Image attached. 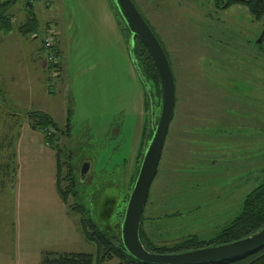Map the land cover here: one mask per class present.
<instances>
[{"label": "rangeland", "instance_id": "1", "mask_svg": "<svg viewBox=\"0 0 264 264\" xmlns=\"http://www.w3.org/2000/svg\"><path fill=\"white\" fill-rule=\"evenodd\" d=\"M216 1L134 0L167 52L175 76L172 120L143 210L146 220L153 219L154 229L149 222L145 228L158 245L189 237L210 240L264 182V131L253 128V115L264 107L233 87L235 79H259L264 93V65L257 76V66L246 57L256 46L264 51V37L256 44L264 34V16L255 20L241 5L219 9ZM26 2L17 0L9 8L12 31L0 37V90H11L4 98L0 94V225L11 223L14 173L11 165L7 170L4 165L10 163L15 136L27 125V113H47L65 131L67 108L70 135L60 136L59 147L64 156L72 155L69 163L77 174L83 162H90L77 198L68 197L67 205H82L100 223L104 197L118 199L119 208L125 209L122 198L129 194V181L142 161L143 131L152 129L129 52L131 38L122 37L111 0H53L48 7V0H29L37 29L23 37L18 29L27 20ZM48 31L60 50L56 48L62 88L56 87L60 79H50L48 69L43 76L40 69L46 61L41 37ZM35 33L38 39L32 37ZM219 68L230 76L224 99L216 86L222 85ZM19 87L24 96L13 97L12 90ZM159 111L156 107V120ZM63 161L68 160L62 156ZM61 171L63 178L67 169ZM69 212L80 231V215ZM108 224L113 226L112 220ZM73 250L94 253L95 246L85 242Z\"/></svg>", "mask_w": 264, "mask_h": 264}, {"label": "trees", "instance_id": "2", "mask_svg": "<svg viewBox=\"0 0 264 264\" xmlns=\"http://www.w3.org/2000/svg\"><path fill=\"white\" fill-rule=\"evenodd\" d=\"M14 3L15 0H3L2 2L0 1V36L2 33L10 32L12 29L11 21L9 16L7 15V11ZM27 4V20L25 24L18 29L19 33L23 37H26L27 34H30L37 29L36 19L34 17V13L32 12L30 2ZM233 5H241L245 7L248 13L255 20H259L264 16V0H217L215 4V6L219 9H227ZM115 15L118 19V25L120 32L122 33V37L125 39L129 35L128 30L126 29L117 12ZM162 48L168 58L167 52L165 51L163 46ZM132 55L144 81L143 82L138 77L140 84L144 90V110H150L148 91H150L151 95L153 96L156 107L159 108L162 98L160 80L150 55L148 54L145 47L137 39H135ZM56 67L58 69V73H60L59 65H56ZM57 78L59 79L60 77L58 76ZM26 118L27 124L30 129L35 132H40L44 136L45 143L54 151L57 167L58 194L63 203L66 205L68 211L77 212L80 215L79 225L81 235L87 242L93 244L96 248L95 256L91 254L57 255L53 253L43 252L41 254L40 264H93V262L94 264H103L111 260H117V264H139L126 253L117 233L124 213V208H119L120 206L118 205V199L115 200L114 198L112 199L106 197H104L103 200L101 199L99 207V216H101V218L99 219H101L103 223V219H107L106 223L102 224L103 226L101 225L102 222L98 223L97 219V221L94 220L91 217L89 211H86L82 205L78 204V206L72 207H69L67 205L68 197H73L75 199L77 198L79 186L82 182L79 178V175L76 173L74 166L69 163V159L72 155L68 154L67 156H64L63 149L60 148L58 144L60 136L69 137L70 135V110L68 109L66 115L65 131H62L47 113L40 111L30 112L27 113ZM150 137L151 131L146 128L142 134V140L138 154L139 158L143 157V153L147 146V141H149ZM10 153L11 156L10 158H8L10 160V163H5L4 168H6L7 170L11 165V172L12 174L14 173L12 181H14L15 166L13 165L15 163L16 157L15 149L13 148V152ZM62 156L68 161L61 162ZM64 167L67 169V171L65 176L61 178V170H63ZM139 167L140 165L136 166V171H134V173L132 174V179L129 181V191H131L133 187ZM64 181L67 183V187L63 188L62 182ZM128 197L129 194L126 193V196H123L122 198V204H126ZM143 216L144 215H142V220L139 228V236L144 248L151 253L177 254L206 247L233 243L235 241L243 240L253 235L264 227V182L259 184L245 197L242 202V207L239 214L226 225H224L218 231V233L208 241L199 240L197 237H189L172 245L155 244L149 237L145 228V222H149L148 226L150 227V229H154L150 225L153 219L148 218L146 220ZM111 220L113 222V226H110L108 224ZM219 264H264V248L256 252H252L251 254L239 257L237 259Z\"/></svg>", "mask_w": 264, "mask_h": 264}, {"label": "crops", "instance_id": "3", "mask_svg": "<svg viewBox=\"0 0 264 264\" xmlns=\"http://www.w3.org/2000/svg\"><path fill=\"white\" fill-rule=\"evenodd\" d=\"M48 1L50 3L47 2L46 7L51 5L53 0ZM27 3L29 0L25 5V19ZM30 5L33 11L31 2ZM7 15L12 25L9 9ZM34 17L36 19L35 13ZM8 33H2L0 37ZM56 48L60 54L58 44ZM58 63L60 83L56 87L62 88L60 87L63 84L62 67L59 59ZM40 69L42 75H46L45 60ZM46 85L49 89L47 81ZM12 91L13 97H21L25 94L21 87ZM10 92L11 90H0V94H3L2 98ZM67 111L68 108L66 115ZM14 149L15 177L11 186L14 191V206L11 211V223L0 225L2 230L0 264H40L43 252L57 255L91 254L95 256L96 248L94 253L73 250L77 246H84L87 241L81 235L73 216L58 194L55 153L45 143L44 136L40 132L32 131L28 124L23 125L20 133L15 136ZM115 261L117 264L118 261Z\"/></svg>", "mask_w": 264, "mask_h": 264}, {"label": "water", "instance_id": "4", "mask_svg": "<svg viewBox=\"0 0 264 264\" xmlns=\"http://www.w3.org/2000/svg\"><path fill=\"white\" fill-rule=\"evenodd\" d=\"M111 1L128 30V38H131L132 44L129 52L137 76L143 81L132 55L135 39L140 41L150 55L160 80L162 92L159 116L156 120L155 101L150 91H148L152 122L151 137L147 141V146L117 231L124 250L139 264H219L264 248V227L243 240L183 253L156 254L148 252L144 248L139 236V228L149 189L156 176L168 127L172 120L175 103V82L169 60L160 42L137 10L133 1ZM263 35L258 43L261 42ZM89 173L90 162H83L79 169L80 180L82 181Z\"/></svg>", "mask_w": 264, "mask_h": 264}, {"label": "flooded vegetation", "instance_id": "5", "mask_svg": "<svg viewBox=\"0 0 264 264\" xmlns=\"http://www.w3.org/2000/svg\"><path fill=\"white\" fill-rule=\"evenodd\" d=\"M132 1L134 3V0H132ZM263 37H264V35H263ZM263 37H262V39H263ZM262 39H261L260 43H258L259 39H257L256 44L261 45ZM256 48H257L256 50H249L247 52L246 57L248 59H250L252 62H254V64L257 66V69L254 70L253 73L255 75L259 76L258 72H259L260 64L264 65V62L260 61V55L264 54V51H262L261 48H259L258 46H256ZM217 75L221 76L220 80L222 82V85H216V86L221 91V92H219V96L222 99H224V96H228V88L231 87L230 78H229L230 76L228 75V72L225 69H221V68L218 69ZM248 76H249V74H248ZM261 85L262 84L260 83L259 79H256L253 82H251V81H249V79L246 78L245 80L235 79V83H234L233 87H234L235 93L238 90H242L244 92V94H243L244 98L248 99V97L246 96V94H248L251 96V98L253 100H257L264 107V93H262V86ZM237 94H239V92ZM253 116L258 118L257 122L253 125V128H257L259 130L262 129V131H264V111L261 114L259 113V114L253 115ZM214 123L219 124V121L217 119H214ZM247 129H249V128H247ZM78 175H79V172H78Z\"/></svg>", "mask_w": 264, "mask_h": 264}, {"label": "built area", "instance_id": "6", "mask_svg": "<svg viewBox=\"0 0 264 264\" xmlns=\"http://www.w3.org/2000/svg\"><path fill=\"white\" fill-rule=\"evenodd\" d=\"M1 2L3 0H0ZM55 35L53 32L48 31L47 33H43L41 37V44L46 51V63L48 69V75L50 79H55L59 76L58 69L56 65L57 63V54H56V46H55ZM33 38H39V34L35 33L32 35Z\"/></svg>", "mask_w": 264, "mask_h": 264}]
</instances>
